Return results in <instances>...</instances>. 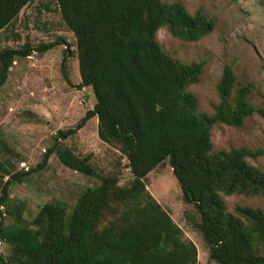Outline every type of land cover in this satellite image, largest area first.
Instances as JSON below:
<instances>
[{
    "label": "trees",
    "instance_id": "16d2710c",
    "mask_svg": "<svg viewBox=\"0 0 264 264\" xmlns=\"http://www.w3.org/2000/svg\"><path fill=\"white\" fill-rule=\"evenodd\" d=\"M34 0H0V32ZM62 21L76 40L80 84L92 89L95 104L75 129L56 133L54 143L30 172L42 170L52 154L61 164L92 176L87 158H80L57 141L75 133L89 119L97 120L98 139L127 161L131 179L119 185L116 174L88 187L71 209L59 201L45 203L25 223L21 207L11 222L0 210V242L8 246L0 264H198L197 249L144 183L159 164L168 161L183 201L196 211L191 228L208 247L216 264H264V212L236 206L226 210L221 195H264V172L249 164L264 151L245 147L213 151L211 128L216 124L242 127L254 113L251 85L237 87L231 66L217 84L219 102L211 115L198 110L188 88L196 84L205 62L181 63L156 40L165 27L175 38L196 42L214 28L201 9L190 15L179 2L161 0H54ZM264 7V5H262ZM0 49V91L9 69L32 52L45 53L63 44ZM69 49L61 69L65 80ZM28 173H16L2 186L0 208L8 188ZM7 212V210H5Z\"/></svg>",
    "mask_w": 264,
    "mask_h": 264
},
{
    "label": "rangeland",
    "instance_id": "374dc122",
    "mask_svg": "<svg viewBox=\"0 0 264 264\" xmlns=\"http://www.w3.org/2000/svg\"><path fill=\"white\" fill-rule=\"evenodd\" d=\"M179 2L190 14L201 9L214 23L212 32L196 42L173 37L165 27L156 32L158 44L181 63L204 61L199 81L188 90L198 101V110L211 115L218 104L217 84L224 66L232 67L237 87L250 84L249 101L264 109V0H161ZM63 39V44L45 52H32L17 59L0 91V189L10 176L28 173L22 182L8 188L7 205L1 207L3 222H11L10 212L21 207L23 220L29 223L45 203L62 202L71 209L78 196L88 187H97L100 178L116 174L119 185H125L131 174L127 161L113 147L97 137V120L91 118L75 133L57 141L74 155L87 158L95 175L87 176L61 164L52 154L38 172L30 169L41 162L54 143L56 133L75 129L95 104L93 91L80 88L76 59V40L62 21L54 0H34L17 18L0 32V49L20 48ZM64 49H69L65 80L61 69ZM213 151L245 147L264 151V116L254 113L242 127L216 124L211 128ZM247 162L264 172V155ZM146 190L183 231L185 239L197 249L198 264H216L208 259V247L200 233L191 228L196 211L182 199L168 161L153 169L145 178ZM1 196V190H0ZM226 210L234 214L236 206L261 209L264 195H221ZM7 210V212L5 211ZM0 254L7 257L8 246L0 242Z\"/></svg>",
    "mask_w": 264,
    "mask_h": 264
}]
</instances>
